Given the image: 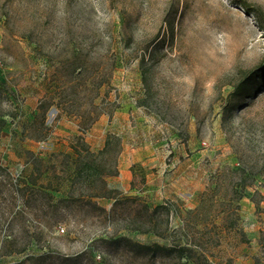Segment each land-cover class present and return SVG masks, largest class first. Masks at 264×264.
<instances>
[{
	"label": "rangeland",
	"instance_id": "1",
	"mask_svg": "<svg viewBox=\"0 0 264 264\" xmlns=\"http://www.w3.org/2000/svg\"><path fill=\"white\" fill-rule=\"evenodd\" d=\"M240 1L0 0V264H264V82L229 98L264 0ZM108 135L121 173L77 178Z\"/></svg>",
	"mask_w": 264,
	"mask_h": 264
},
{
	"label": "trees",
	"instance_id": "2",
	"mask_svg": "<svg viewBox=\"0 0 264 264\" xmlns=\"http://www.w3.org/2000/svg\"><path fill=\"white\" fill-rule=\"evenodd\" d=\"M241 5L245 6L247 9H249V11H251L256 17L257 19L261 20V10H259L258 8H254V7H249V4H247V2H245L244 0L240 1ZM73 59H74V63H75V67H74V74L76 75L77 78H81L84 74H86L87 71V67L85 64H83L80 58V53L79 52H74L73 53ZM79 62V64L77 65V63ZM142 64H144V60L141 59V66ZM144 69H143V76H144ZM80 80V81H81ZM92 82V88L95 91V96L98 95V87L100 86V82H96L91 80ZM264 82V61L260 62L256 67L252 68V69H248V70H243L240 73L239 79L237 80L236 83L233 84V89L230 92L229 98L230 99H236L238 97L241 96H252L255 95L259 92L260 90V83ZM83 83V82H82ZM259 84V85H258ZM83 87L86 86L85 84H81ZM254 87V89L252 91L249 92L250 89H252ZM72 91H75V86H74V90L72 89ZM67 88H61L58 91L59 97L60 99L62 98V96L67 94ZM0 93H5L3 88H2V84H0ZM50 93H47L45 95V97L40 101L39 103V110L41 114H45V112L47 111V109L53 104L52 102V97H50ZM68 95V94H67ZM48 97H50L48 99ZM56 107H58V105H60V101L56 102ZM93 108L95 110L98 109L97 106L93 105ZM97 115V114H96ZM92 119V117H91ZM6 124V120L4 118V114L3 111L0 107V132L2 131L4 125ZM83 130L85 131L86 129L83 128ZM120 138L115 136V135H108L106 137V139L104 140V144L101 147V149L97 152H90V150L88 149V147L86 146V144H81V147H77L75 145L72 146L73 151L77 154V157L79 158L78 161L81 159V157H84L85 160H83L78 167H76V177L77 178H84L85 176L87 177V180H99L101 182H103L102 184L104 185V175L106 174H118V169L116 166V163L111 166L108 167L106 164V158L105 156L108 155V153L112 150V149H118L120 150ZM21 177V176H20ZM37 179L34 178V174L31 173L29 175V180L25 181L24 184V188L23 190L26 191L28 190L29 192H31L33 195L35 194H42V195H49L52 196L50 194V186H46V185H42V184H37ZM104 187V186H103ZM49 189V190H48ZM53 190V189H52ZM117 202V198H114V202L113 205H115ZM162 206H155L153 208V211H158ZM102 209V208H100ZM143 247V249H148L149 246H140ZM154 250H164V251H176L179 254V257H182L184 252L188 250L186 245H178L175 246L174 248H167L165 246H161L159 244H155L153 246Z\"/></svg>",
	"mask_w": 264,
	"mask_h": 264
},
{
	"label": "crops",
	"instance_id": "3",
	"mask_svg": "<svg viewBox=\"0 0 264 264\" xmlns=\"http://www.w3.org/2000/svg\"><path fill=\"white\" fill-rule=\"evenodd\" d=\"M143 147L147 148L146 145H144ZM140 149H142V147H141ZM139 153H140V152H138V153H136V154H139ZM136 154H135V155H136ZM136 157H137V158H135L136 161H138V160L141 159V157H139L138 155H137ZM133 159H134V155H133ZM133 161H134V160H133ZM128 165H130V163H129ZM126 167H127V166L124 167V172H125V173L128 172V171L126 170ZM130 172H131V171H130ZM120 173H121V172H120ZM120 173H118V175H119ZM118 175H117V176H118Z\"/></svg>",
	"mask_w": 264,
	"mask_h": 264
}]
</instances>
